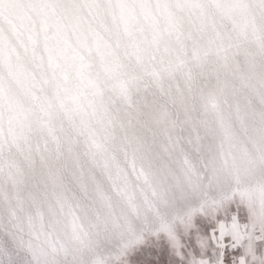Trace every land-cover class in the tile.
<instances>
[{
	"label": "snow or ice",
	"instance_id": "snow-or-ice-1",
	"mask_svg": "<svg viewBox=\"0 0 264 264\" xmlns=\"http://www.w3.org/2000/svg\"><path fill=\"white\" fill-rule=\"evenodd\" d=\"M0 264H264V0H0Z\"/></svg>",
	"mask_w": 264,
	"mask_h": 264
}]
</instances>
